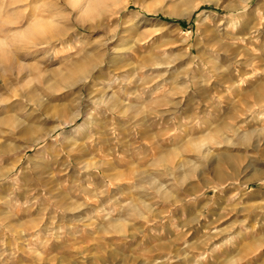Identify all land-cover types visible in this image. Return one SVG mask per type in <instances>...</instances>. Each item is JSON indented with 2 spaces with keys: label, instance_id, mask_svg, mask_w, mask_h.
Instances as JSON below:
<instances>
[{
  "label": "rangeland",
  "instance_id": "1",
  "mask_svg": "<svg viewBox=\"0 0 264 264\" xmlns=\"http://www.w3.org/2000/svg\"><path fill=\"white\" fill-rule=\"evenodd\" d=\"M104 2L0 0V264H264V0Z\"/></svg>",
  "mask_w": 264,
  "mask_h": 264
},
{
  "label": "bare ground",
  "instance_id": "2",
  "mask_svg": "<svg viewBox=\"0 0 264 264\" xmlns=\"http://www.w3.org/2000/svg\"><path fill=\"white\" fill-rule=\"evenodd\" d=\"M92 1V0H91ZM105 0H93V2H94V4H92L91 6H93V8H96V7H100L101 6V4L103 3H106V2H104ZM88 2V1H87ZM9 171H7V173H8ZM3 176H5V173H3V172H1L0 173V177H3Z\"/></svg>",
  "mask_w": 264,
  "mask_h": 264
}]
</instances>
